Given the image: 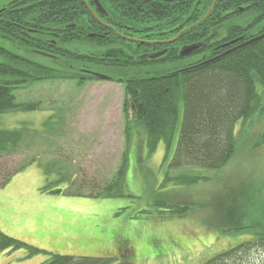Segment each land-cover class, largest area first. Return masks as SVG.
Instances as JSON below:
<instances>
[{
	"label": "rangeland",
	"instance_id": "rangeland-1",
	"mask_svg": "<svg viewBox=\"0 0 264 264\" xmlns=\"http://www.w3.org/2000/svg\"><path fill=\"white\" fill-rule=\"evenodd\" d=\"M86 50L93 51V46ZM28 56L52 64L47 55L33 51ZM98 70L113 80H91L80 86L61 80L34 83L15 89V101H38V109L0 114V128L15 129L28 123L37 130L24 137L21 152L0 158L9 168L30 158L36 160L0 188V230L41 251L26 257L24 249H6L0 252V264H43L52 254L109 258V264H200L251 240L252 233H221L209 229L207 223L216 199L243 198L251 205L244 222L264 225L259 218L264 212V145L253 147L264 125V111L255 113L244 127L236 124L235 152L222 168L174 167L171 161L182 106L170 150L160 141L148 154L142 127L133 128L126 139L130 106L124 107V85L117 80L123 78L122 71ZM51 115L60 123L48 133L43 122ZM123 153L127 163L119 196H70L39 190L45 180L41 164L57 162L64 171L75 173L76 179L85 178L98 186L112 180ZM181 173L206 179L190 185L165 182L166 176ZM157 200L187 205L188 212L169 216L168 207L156 206ZM119 242L126 244V251L119 252Z\"/></svg>",
	"mask_w": 264,
	"mask_h": 264
},
{
	"label": "trees",
	"instance_id": "trees-1",
	"mask_svg": "<svg viewBox=\"0 0 264 264\" xmlns=\"http://www.w3.org/2000/svg\"><path fill=\"white\" fill-rule=\"evenodd\" d=\"M118 1L111 0L115 13L120 10ZM228 6L238 8V12L230 13L231 17L244 15L245 19L244 25H237L232 30L235 36H241L234 43L219 51L205 49L200 61L192 62L181 70L162 64L148 70H124V67L138 68L141 64L123 60L118 53L108 59L101 54L113 51L115 42L120 38L111 32L110 36L100 39L88 37L87 33L97 31L98 26L82 17L85 13L90 14L81 0H11L0 17V114L39 108L38 101H15V89L52 80L75 81L80 86L98 79L91 73H83L80 66H116L124 75L117 79L124 85V107L133 105L132 116L129 117L126 112L127 140L133 128L142 127L148 154L155 151L160 141L164 142L168 152L182 106V120L171 165L220 169L235 152L236 124L240 122L244 127L255 113L264 111V37L221 55L228 47L264 32V0H218L214 9L231 10ZM79 17L81 20L75 23ZM88 46H93L92 52L97 54L95 57L86 55ZM33 50L52 54L47 55L52 64L28 56ZM175 54L171 53L165 61H180L181 57ZM210 58L214 59L203 63ZM53 118L51 115L43 122L45 132L52 133L60 123ZM27 134H37V130H33L28 123H22L15 129L0 128V158L21 152ZM263 145L264 125L253 147ZM125 155L122 154V161L112 180L98 186L90 185L85 178L76 179L75 173L64 171L57 162L41 164L45 180L39 190L70 196H119L126 172ZM35 161L30 158L10 168L0 163V188ZM205 179L198 174L181 173L166 176L165 182L190 185ZM219 199L218 202L215 200L217 205L207 227L221 233L244 231L252 233L253 238L222 250L200 264H264V225L244 222L251 205L243 198H239V202L237 199H226L224 202ZM155 205L168 207L169 216H182L188 212L187 205L182 207L166 200H157ZM261 216L259 218L264 219L263 211ZM124 244L118 243L119 252L122 249L126 251ZM6 249H24L26 257L41 252L39 248L0 230V252ZM108 261L109 258L52 254L43 264H109Z\"/></svg>",
	"mask_w": 264,
	"mask_h": 264
},
{
	"label": "flooded vegetation",
	"instance_id": "flooded-vegetation-1",
	"mask_svg": "<svg viewBox=\"0 0 264 264\" xmlns=\"http://www.w3.org/2000/svg\"><path fill=\"white\" fill-rule=\"evenodd\" d=\"M9 1L11 0H0V17ZM217 2L218 0H119L120 10L115 13L111 0H81L90 14L88 16L85 13L82 17L98 26L97 31L87 33L88 37L100 39L110 36L111 32L120 38L115 42L113 51L101 54L108 59L118 53L123 60L141 64L138 68L124 67V70H148L160 64L181 70L192 62L200 61L205 49L219 51L241 38L235 36L232 30L237 25L245 24L244 15L231 17L230 13L238 12V8L231 6H228L231 10L227 11H220L218 7L214 9ZM80 20L81 17L75 23ZM226 39L228 41L223 42ZM192 45L196 48L189 54H180ZM229 48L231 46L227 49ZM174 52L181 60L176 63L165 61ZM47 55L52 56L49 53ZM86 55L95 57L97 54L87 51ZM90 66L87 64L79 69L83 73H102L98 70L99 67ZM101 66L99 69H111L113 72L121 69L116 66ZM109 77V80H113L112 76Z\"/></svg>",
	"mask_w": 264,
	"mask_h": 264
},
{
	"label": "water",
	"instance_id": "water-1",
	"mask_svg": "<svg viewBox=\"0 0 264 264\" xmlns=\"http://www.w3.org/2000/svg\"><path fill=\"white\" fill-rule=\"evenodd\" d=\"M98 5H99V4H98ZM99 6H100V5H99ZM263 37H264V32H263L262 34L256 36V37H253V38H251V39H249V40L243 41L242 43L237 44V45H235V46H233V47H231V48L225 50L223 53H221V55H222V54H226V53L232 51V50L235 49L236 47H239V46L245 45V44L250 43V42H252V41H254V40L261 39V38H263ZM235 41H236V40H235ZM235 41H232V43L235 42ZM194 48H196V46L192 45V46H190V47H188V48L182 50L180 54H181V55L189 54ZM38 53L43 54V55H44V54L47 55L46 53L41 52V51H39ZM214 58H215V57H214ZM214 58L207 59V60L203 61V63L209 62V61L213 60ZM91 74L94 75L95 77H97L98 79H110V77H109L108 75L103 74V73H99V72H91ZM132 110H133V105H132V103H131V104H130V116L133 114V113H132Z\"/></svg>",
	"mask_w": 264,
	"mask_h": 264
}]
</instances>
